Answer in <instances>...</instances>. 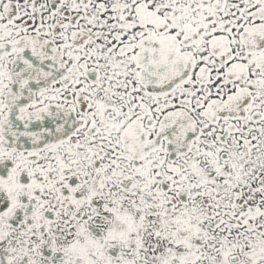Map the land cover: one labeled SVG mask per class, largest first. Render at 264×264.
<instances>
[{"label":"snow or ice","instance_id":"1","mask_svg":"<svg viewBox=\"0 0 264 264\" xmlns=\"http://www.w3.org/2000/svg\"><path fill=\"white\" fill-rule=\"evenodd\" d=\"M0 264H264V0H0Z\"/></svg>","mask_w":264,"mask_h":264}]
</instances>
